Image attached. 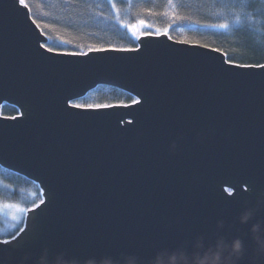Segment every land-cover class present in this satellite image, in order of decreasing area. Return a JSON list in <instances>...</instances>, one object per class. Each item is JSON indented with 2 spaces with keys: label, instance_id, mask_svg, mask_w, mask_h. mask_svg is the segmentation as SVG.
<instances>
[{
  "label": "water",
  "instance_id": "water-1",
  "mask_svg": "<svg viewBox=\"0 0 264 264\" xmlns=\"http://www.w3.org/2000/svg\"><path fill=\"white\" fill-rule=\"evenodd\" d=\"M26 12L0 0V109H18L0 110V166L35 182L41 200L25 231L0 244V264H75L61 252L161 245L176 248L79 264H219L236 242L235 264H264V70L222 71L224 52L164 32L102 48L137 52L49 53ZM98 85L144 100L69 106Z\"/></svg>",
  "mask_w": 264,
  "mask_h": 264
},
{
  "label": "trees",
  "instance_id": "trees-1",
  "mask_svg": "<svg viewBox=\"0 0 264 264\" xmlns=\"http://www.w3.org/2000/svg\"><path fill=\"white\" fill-rule=\"evenodd\" d=\"M30 15L40 24L47 46L66 52L89 47L133 48L136 38L126 25L143 20L142 31H167L177 40L224 52L238 64H264V0H27ZM116 5L113 9L112 4ZM227 24V28L212 25ZM67 40L68 43H63ZM128 92L98 85L73 101L80 105L126 104ZM1 114L14 116L17 107L3 104ZM41 200L37 184L0 166V240L16 234L28 208ZM13 205V207H8Z\"/></svg>",
  "mask_w": 264,
  "mask_h": 264
},
{
  "label": "snow or ice",
  "instance_id": "snow-or-ice-1",
  "mask_svg": "<svg viewBox=\"0 0 264 264\" xmlns=\"http://www.w3.org/2000/svg\"><path fill=\"white\" fill-rule=\"evenodd\" d=\"M14 5H16L19 9L22 10H28V12L25 13V19H30L32 24L35 25V27L37 29H40V24L31 17L30 15V5L27 2V0H14ZM113 9L116 8V5L113 3L112 4ZM145 22L143 20L138 21L136 24H129L126 25V27L128 28V30L131 32V34L133 35V37H135L136 39H140L141 37L144 36H159L160 33L157 30V32L153 33V32H145L142 31V29L145 27ZM212 27H218V28H227L228 25L227 24H219V25H212ZM41 34H43V30H41ZM165 35H167V31H165L164 33ZM169 39H171V37L169 36ZM63 43H68L67 40H63ZM180 43H184V44H191V42L189 41H181ZM41 49H45L47 52L49 53H56L58 55H70V56H78V55H84L83 52L81 53H69V52H60L57 49H54L52 47L47 46L46 44H40L39 45ZM195 46V45H194ZM140 45L137 46V48L135 49H96L93 47H89L88 51L89 52H93V51H131V52H137L140 49ZM199 47H207L205 45H199ZM211 51L213 52H218V49H212ZM224 64H226L228 67L227 68H222V71H227L229 69H261L264 70V64H256V65H246V64H235L231 59H226L224 62ZM86 70V69H85ZM68 100V104L72 109H76V110H82V109H86V110H93V111H99V110H103V109H107L110 107H115V105H108V104H96V105H80V104H76L73 102L72 97H67L66 98ZM144 100L143 97H141L140 101H134V103L137 104V106H139L140 103H142ZM123 107H130L129 105H120ZM131 123V122H129ZM251 186L248 184H245L243 187V191L244 192H248L250 190ZM226 191L229 193V195H234L236 189L234 187L232 188H228L226 189ZM45 201H41V204H44ZM8 207H13V205H8ZM34 207H39L34 206ZM29 211H31V209H29ZM25 229L21 228L19 230V232H17L15 235H13L11 237L10 240L6 239L3 241H0V244L2 245H9L10 243H12L13 241H15L17 239V237L20 235V233L24 232ZM176 248L175 245H161L155 249L152 250H143V249H138V248H126V249H106V248H97V249H93V250H88V251H83V250H72V249H65L61 252V254H63L65 257L69 258L70 260L74 261L75 264H79L80 259L82 258H86V257H94V258H98V257H112L115 258L118 255L121 254H131V255H135L143 260H147L148 258H150L152 256V254L159 250V249H174Z\"/></svg>",
  "mask_w": 264,
  "mask_h": 264
},
{
  "label": "clouds",
  "instance_id": "clouds-1",
  "mask_svg": "<svg viewBox=\"0 0 264 264\" xmlns=\"http://www.w3.org/2000/svg\"><path fill=\"white\" fill-rule=\"evenodd\" d=\"M262 250H264V241L260 242ZM241 253V245L239 242H236L232 247V254L228 258H224L223 260L220 259L219 254L216 255L219 264H235V259L239 257Z\"/></svg>",
  "mask_w": 264,
  "mask_h": 264
},
{
  "label": "rangeland",
  "instance_id": "rangeland-1",
  "mask_svg": "<svg viewBox=\"0 0 264 264\" xmlns=\"http://www.w3.org/2000/svg\"><path fill=\"white\" fill-rule=\"evenodd\" d=\"M228 189V188H227ZM0 211H2V207H0Z\"/></svg>",
  "mask_w": 264,
  "mask_h": 264
}]
</instances>
